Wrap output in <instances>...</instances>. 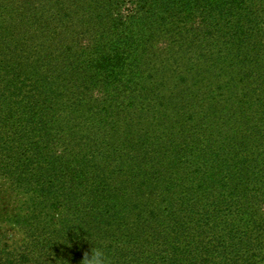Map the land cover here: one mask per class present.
Here are the masks:
<instances>
[{
  "label": "trees",
  "instance_id": "1",
  "mask_svg": "<svg viewBox=\"0 0 264 264\" xmlns=\"http://www.w3.org/2000/svg\"><path fill=\"white\" fill-rule=\"evenodd\" d=\"M49 4L20 31L1 6L0 176L15 179L21 151L40 174L34 222L0 206V264H81L93 247L111 264H264V0ZM162 45L177 83L144 93L140 62ZM158 94L165 112L138 107ZM82 116L105 134L126 126L128 150L84 158Z\"/></svg>",
  "mask_w": 264,
  "mask_h": 264
},
{
  "label": "rangeland",
  "instance_id": "2",
  "mask_svg": "<svg viewBox=\"0 0 264 264\" xmlns=\"http://www.w3.org/2000/svg\"><path fill=\"white\" fill-rule=\"evenodd\" d=\"M50 1L51 0H48L46 2V0H45L43 5L39 4L38 6L36 5L34 7V4H33V6L27 4L28 0L27 1L26 0H17L15 2H11V3L9 1H6V0L5 1L0 0V12L3 14V12H2L3 10L1 11V6L3 8L8 7L9 8V15L8 16H9V18H13L15 20V22L20 25L19 29H18L20 31L21 27H24L25 25H29L33 22L35 23V21H37V18L39 16H46L48 14L47 10L51 9L50 4H49ZM12 3L13 4L16 3V4L12 5ZM35 16H36V19H35ZM26 32L27 31H23V29H22V31L20 32V34H18V36H26V37L31 36V35L26 34ZM163 48H164V45L155 46L154 52H153L154 54H156V56L154 55L155 60H153L152 58H148V59L144 58L140 62V67L138 65L139 72L141 74V79L138 81V83L141 86V91H143L144 93L150 94L155 88H158L159 91H162L163 90L162 88H164V86L166 87L168 85H170V87L172 88L177 83L176 80H173V79L172 80L168 79L169 82L166 83V80H167L166 78H168V72H164L162 69V53H164L167 56V51L164 52L166 47L164 50H163ZM192 62H193L192 65L194 66L197 61H195L193 59ZM8 78H11V76H8ZM188 84L190 86V77H189V79L187 78L186 85H188ZM29 90H30V88H25L23 91L27 93V92H29ZM166 92H165V94H166ZM161 95L158 94V95L148 96L147 99L142 101L141 103H140V101H138V104H139L138 107L140 108V106H142V104H143L144 110H147L148 107H150V104H154V105H156L155 107H152V108H154V110H153L154 115H157L158 112H160V111H161V113L165 112L166 105H163L158 110L159 105L157 104V102H158L157 100L159 99V102H160V96ZM166 95L169 96V91L167 92ZM166 95H164V96L166 97ZM69 98L71 99V97H69V93H68V94H64V96L61 97V100L64 102V101L70 100ZM150 99H153L154 101L150 102ZM96 103L97 102H94V101H91V103H88V100H86L84 105H83V109H84L83 111L87 112V108L90 105L93 107H96V105H95ZM93 112H97V111L93 110ZM189 113L193 114L196 112L189 110ZM138 114H140V111L136 112L135 116L133 117V122L136 121V118L138 119ZM184 114H186V112ZM145 115H146V113L142 115V125L136 126V125H134L135 124L134 123L133 128L135 126L139 130H140V128H141V130H145L146 128H149L147 125L148 124L147 116H145ZM83 120H84L83 116L78 118V119H75V122H78L77 125L79 126V130H80L79 132H77L76 139H78V140H76L75 142H76V144H78L76 146L77 151H80V153L82 154V156L84 158L87 159L89 156L97 157V155L101 151V152L107 153L110 158L116 159V157L113 156V150H117L118 147L125 148L126 150H128V144H126L125 146L123 144L122 147L117 144L118 143L117 136L120 134L126 135V132H127V130H125L126 126L119 124V134H117V135L114 134L115 128H113V130L107 129L108 132H106V134H105L104 130H106V126H102L101 129L100 128L97 129L95 126V123L89 122L87 120L86 121H83ZM150 120H152V118ZM11 122L13 124H16V125L20 124L21 126H22V124H24V123L18 121V115H16L15 119H13ZM10 128H15V127H10ZM177 128H179V126ZM81 131H83L84 137L81 135ZM142 132H144V131H142ZM142 132L140 131L141 136H142ZM106 136H107V138H106ZM105 142H107L108 145H105ZM13 145H15V144H13ZM13 145H11V147H15ZM98 145H99V152L96 154V153H94L93 148H95V147L97 148ZM29 154L30 153L27 151H21L20 154L18 155V156H21L22 160L19 161L20 166L17 167V170L14 173H12V175L15 176L14 180L13 179L9 180L5 177L0 176V206H1V209L8 210L9 215L11 214L10 216L7 215L9 217H11L13 214L14 217L19 218L20 220L34 222V216H38V210H36L34 207V198L36 196L35 195L36 190L38 189V184H37L38 182L37 181H38V174H40V171H38L36 169L37 163L34 162V155L32 156L30 154L32 156V157H30ZM25 164H26V166L22 167ZM132 164H134V163H132ZM132 172H134V165H132L130 167V169L125 170V174H127L128 181L130 182V183L128 182V184H127L128 189L130 188V184L132 183V181L129 180L128 176H129V174H132ZM103 173H104V175H106L108 173V171L105 170ZM123 181H124V178H123ZM120 182H121V177L116 176L115 181L114 182L112 181L111 186H110V192H112V194L115 193L113 191H117L116 186ZM131 187H132L131 188L132 190L130 189V191L129 190L128 191L134 192L136 184L135 185L131 184ZM18 233L19 232L17 230H15V232L9 230V232H8V234H10V235L13 234L14 237L16 236V234L18 235ZM20 236H22V235L20 234Z\"/></svg>",
  "mask_w": 264,
  "mask_h": 264
},
{
  "label": "clouds",
  "instance_id": "3",
  "mask_svg": "<svg viewBox=\"0 0 264 264\" xmlns=\"http://www.w3.org/2000/svg\"><path fill=\"white\" fill-rule=\"evenodd\" d=\"M81 264H111V262L102 248L93 247L90 255L85 253Z\"/></svg>",
  "mask_w": 264,
  "mask_h": 264
}]
</instances>
